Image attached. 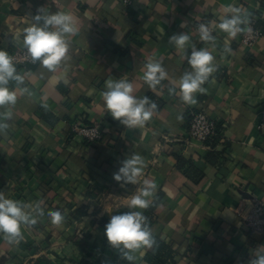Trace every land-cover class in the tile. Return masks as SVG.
<instances>
[{"label":"crops","instance_id":"1","mask_svg":"<svg viewBox=\"0 0 264 264\" xmlns=\"http://www.w3.org/2000/svg\"><path fill=\"white\" fill-rule=\"evenodd\" d=\"M41 8L72 15L78 31L56 71L39 62L16 67L28 92L10 82L16 104L0 108L12 112L11 120L0 117L10 125L0 134V191L44 209L35 225L22 226L17 242L0 234V264H115L119 252L105 236L111 215L143 213L160 191L151 231L174 250L169 264H249L264 251V232L245 231L236 208H248L253 196L264 200V36L247 47L239 42L243 31L233 39L216 25L239 9L245 29L264 11V0H0V50L23 46ZM200 21L214 29V47L195 31ZM179 33L190 36L184 50L168 43ZM193 45L211 52L216 71L202 85L206 92L187 104L170 89L191 70ZM151 60L168 73L155 89L143 79ZM119 79L156 103L143 127L126 128L107 111L101 93L106 81ZM199 110L216 123L211 144L188 137L187 120ZM72 121L100 122L103 139L91 144L71 134ZM132 154L146 166L137 184L122 188L113 174ZM175 156L191 170L177 168ZM145 180L156 185L150 206L129 209L128 198ZM49 211L61 212L62 225L52 224ZM148 249L132 253L133 262L146 264Z\"/></svg>","mask_w":264,"mask_h":264},{"label":"clouds","instance_id":"2","mask_svg":"<svg viewBox=\"0 0 264 264\" xmlns=\"http://www.w3.org/2000/svg\"><path fill=\"white\" fill-rule=\"evenodd\" d=\"M235 14L224 17L216 25L221 31L235 39L238 33L244 31L240 26L246 23L241 18L240 10L233 9ZM35 23L25 29L23 46L33 63L39 62L48 71H56L62 62L68 59L67 53L70 46L69 36L78 31L74 17L66 13L46 14L43 8L38 9L34 16ZM183 24L181 25V27ZM201 40L215 46V37L212 28L208 24L199 25ZM190 40L186 33L173 34L168 43L173 44L180 50H184ZM230 48L225 47L227 53ZM191 70L186 71L176 86L170 89V93L178 94L181 100L187 104H195L196 93H205L202 85L216 71L214 56L206 49H197L192 46L191 54L187 57ZM168 78V73L161 62L151 60L145 65L143 79L149 88L155 89L161 81ZM10 82H15L16 87L22 93L28 92L24 84V76L17 72L14 58L5 50H0V108L10 109L17 101V92L9 87ZM106 91L101 93L104 105L114 120L119 121L126 128L143 127L157 108L155 102L147 96L138 98L134 95L133 84L125 79L108 80L105 84ZM176 87L179 92L176 93ZM4 120L12 119V112L7 110L0 113ZM10 125L0 121V134H6ZM143 158L138 154H132L123 161L118 171L113 174V179L124 188L128 184L135 185L138 177L142 175L145 167ZM156 185L148 180L127 200L129 209H147L151 204V197L155 193ZM106 210V209H105ZM108 211V210H106ZM44 215V209L39 202L27 204L22 201L7 198L0 191V234L9 243L22 239V226H32L37 223V218ZM53 225L60 226L64 222V216L60 211L47 213ZM105 236L108 244L117 249L121 258L133 261L132 253L142 247L151 248L154 237L148 225L147 217L141 211H127L122 214L111 215L105 226ZM249 264H264V251L257 250L253 253Z\"/></svg>","mask_w":264,"mask_h":264},{"label":"built area","instance_id":"3","mask_svg":"<svg viewBox=\"0 0 264 264\" xmlns=\"http://www.w3.org/2000/svg\"><path fill=\"white\" fill-rule=\"evenodd\" d=\"M122 1L124 4L131 3V0ZM258 20H264V11L248 21L240 36V44L252 47L264 36V27L258 23ZM202 23L208 24L212 28L206 21L198 22L195 25V31L199 37L198 29ZM213 33L214 29L212 28V35ZM9 55L14 58L15 66L25 67L36 64L31 61L24 46L13 48ZM261 125L264 126V111L261 113ZM101 126L100 122L85 124L79 121H72L69 123V130L71 134L81 136L86 142H96L102 137ZM186 126L188 137L203 143L211 144L213 138L217 135V126L214 119L210 118L202 110L192 112L187 120ZM236 211L242 218L245 231L250 233L264 232V200L253 196L250 199V206L248 208L242 209L241 205H238Z\"/></svg>","mask_w":264,"mask_h":264},{"label":"trees","instance_id":"4","mask_svg":"<svg viewBox=\"0 0 264 264\" xmlns=\"http://www.w3.org/2000/svg\"><path fill=\"white\" fill-rule=\"evenodd\" d=\"M261 24H262L261 26L264 27V23H261ZM30 66H33V65H30ZM16 67H18V66H16ZM144 96L151 98V95L149 93L145 94ZM102 139H103V133H102V137L100 140H98L96 142H89V143L97 144ZM214 139H215V137L213 138V140ZM175 157L177 160V162H176L177 168L182 169L184 172H187L188 168H189V170H191V168H192L191 164H189V165H187V167H185L186 162L183 159H181L179 156H175ZM161 197H162V192L160 191L159 195L157 196V199H160ZM157 199H156V201H154L151 204V206L148 210H146L142 213L145 217H147V222H148L150 229L156 221V218H155L154 213H153V209H154V206L156 205V203L158 201ZM81 213H82L81 207H77L75 209V212L73 213V216L75 218H78ZM153 237H154V244L151 248H149L147 250V252L145 253V256H144V260H145L146 264H169V263H172L174 250L172 249L171 245L166 243L158 235L153 234ZM115 264H135V263L133 261H128L124 258H121V256H120V258L118 259V261Z\"/></svg>","mask_w":264,"mask_h":264}]
</instances>
